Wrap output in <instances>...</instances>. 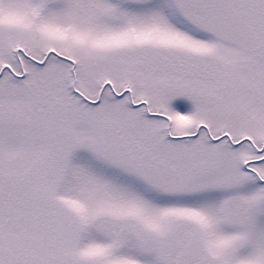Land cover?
I'll use <instances>...</instances> for the list:
<instances>
[{
  "label": "snow or ice",
  "instance_id": "6c2138e0",
  "mask_svg": "<svg viewBox=\"0 0 264 264\" xmlns=\"http://www.w3.org/2000/svg\"><path fill=\"white\" fill-rule=\"evenodd\" d=\"M0 264H264V0H0Z\"/></svg>",
  "mask_w": 264,
  "mask_h": 264
}]
</instances>
